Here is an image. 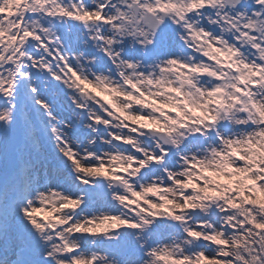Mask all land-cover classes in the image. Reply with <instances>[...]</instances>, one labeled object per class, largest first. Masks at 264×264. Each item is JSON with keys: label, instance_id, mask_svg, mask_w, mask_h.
Instances as JSON below:
<instances>
[{"label": "snow or ice", "instance_id": "obj_1", "mask_svg": "<svg viewBox=\"0 0 264 264\" xmlns=\"http://www.w3.org/2000/svg\"><path fill=\"white\" fill-rule=\"evenodd\" d=\"M0 264H264V0H0Z\"/></svg>", "mask_w": 264, "mask_h": 264}]
</instances>
